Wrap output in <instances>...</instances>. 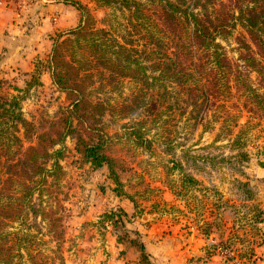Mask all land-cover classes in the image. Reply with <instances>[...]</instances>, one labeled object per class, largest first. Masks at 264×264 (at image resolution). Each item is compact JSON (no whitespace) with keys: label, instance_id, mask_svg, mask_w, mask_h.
Masks as SVG:
<instances>
[{"label":"trees","instance_id":"16d2710c","mask_svg":"<svg viewBox=\"0 0 264 264\" xmlns=\"http://www.w3.org/2000/svg\"><path fill=\"white\" fill-rule=\"evenodd\" d=\"M95 2L128 12V29L116 36L97 28L95 18L87 11L66 36L53 41L51 77L70 100L57 125L51 126L54 137L50 131L38 132L37 141L22 150L23 137L35 133V128L22 115L20 96L0 93V140L7 136L16 146L0 160V264H52L35 241L40 233L60 244L64 235V205L55 190L65 176L60 163L65 153L63 146H54L65 135L75 139L85 161L93 166L106 165L109 175L119 182L124 166L110 154L111 142L102 131L103 116L108 112L129 117L131 120L124 122L128 135L148 148L153 141L147 137L150 128L158 129L164 122L166 126L177 115L206 129L217 119L222 120L223 128L232 120L238 124V114L219 101L221 97L228 99V95L236 96L231 105H239L251 118L264 121V0ZM230 36L236 42V57L228 55L220 41ZM124 76L138 82L128 99L113 104L89 97L88 87L95 78L111 84ZM251 118L229 138L237 149L233 156L241 160L250 158L243 147L255 125ZM21 127L23 137L16 133ZM227 131L230 134L231 127ZM170 132L163 131L159 138L167 142ZM256 148L255 160L264 165V144ZM188 177L193 179L192 175ZM104 216L114 226L118 221L124 224V218L112 209H107ZM13 223L19 226L12 228ZM135 233L130 243L138 247L141 262L154 264L142 235ZM117 240L122 238L117 235ZM61 264H65L63 260Z\"/></svg>","mask_w":264,"mask_h":264},{"label":"rangeland","instance_id":"374dc122","mask_svg":"<svg viewBox=\"0 0 264 264\" xmlns=\"http://www.w3.org/2000/svg\"><path fill=\"white\" fill-rule=\"evenodd\" d=\"M65 1L79 10L83 19L89 11L97 28H105L116 36L127 32L128 12L124 14L95 0ZM68 30L56 31L40 50L15 53L8 51V46L0 49V93L20 96L22 115L32 121L36 131L27 138L23 137L22 127L16 132L23 137L22 150L37 141L38 132L50 131L54 137L51 126L57 125L69 106L66 92L52 80L49 68L52 43L66 36ZM220 41L228 55L236 57L234 37ZM112 82L95 78L88 87L89 97L115 104L131 97L138 88V82L130 76ZM235 97L219 99L238 114V124L233 120L228 123L230 134L229 127L223 128L220 119L212 120V126L206 129L200 123L191 125L192 119L185 120L184 115H177L166 126L164 122L158 129L150 128L147 137L153 141L149 148L136 144L128 135V124L124 122L131 120L129 117L106 113L102 131L111 142L109 152L124 166L119 171V182L109 175L106 165L93 166L85 161L76 149L75 139L65 135L54 146H63L65 153L60 158L65 176L55 190L64 205V235L60 244L50 235L40 233L35 241L50 256L52 264H61L62 260L65 264H108L104 260L106 251H100L106 230L116 241L119 235L121 242L130 243L136 231L143 237V231L151 224L158 228L157 232L173 233L183 243L191 242V247L199 243L204 250L200 258L205 262L206 256L213 255L208 263L264 264V165L255 160L256 147L264 144V121L251 118L239 105H231ZM247 118L255 125L248 131L243 147L250 158L241 160L233 156L237 149L231 146L229 138ZM163 131H171L167 142L159 138ZM15 148L14 141L4 136L0 140V160ZM107 209L119 212L124 224L118 221L114 226L104 216ZM127 264L143 263L139 256Z\"/></svg>","mask_w":264,"mask_h":264},{"label":"crops","instance_id":"0c3cea01","mask_svg":"<svg viewBox=\"0 0 264 264\" xmlns=\"http://www.w3.org/2000/svg\"><path fill=\"white\" fill-rule=\"evenodd\" d=\"M81 19L79 10L65 0H7L0 6V49L8 46L6 49L15 53L40 50L48 44L49 36L76 26ZM157 230L151 224L143 231L145 250L154 264H211L208 262L213 255L206 256V262L200 258L204 250L199 243L191 247V242L183 243L175 234ZM101 243L100 251H106L104 260L108 264H127L140 256L138 247L116 241L109 229Z\"/></svg>","mask_w":264,"mask_h":264},{"label":"built area","instance_id":"2783aa9c","mask_svg":"<svg viewBox=\"0 0 264 264\" xmlns=\"http://www.w3.org/2000/svg\"><path fill=\"white\" fill-rule=\"evenodd\" d=\"M7 0H0V6H1V4L3 3V2H6ZM56 19V18H55ZM211 242H213V241H211Z\"/></svg>","mask_w":264,"mask_h":264}]
</instances>
